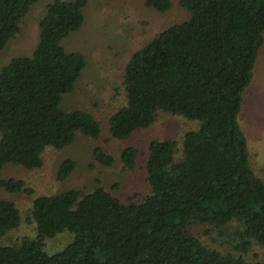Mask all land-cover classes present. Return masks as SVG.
I'll return each instance as SVG.
<instances>
[{
	"label": "trees",
	"instance_id": "obj_1",
	"mask_svg": "<svg viewBox=\"0 0 264 264\" xmlns=\"http://www.w3.org/2000/svg\"><path fill=\"white\" fill-rule=\"evenodd\" d=\"M40 1L0 0V53ZM175 1L187 18L131 56L122 80L125 104L109 116L107 129L111 139L125 141L152 126L159 112L199 126L184 135L180 149L174 140L149 144L150 192L139 203H123L101 187L39 196L26 217L35 236L4 245L22 217L12 201L0 198V264H246L254 245L264 249V182L248 165L238 120L264 46V0L144 5L163 15ZM86 6V0L48 3L31 56L0 69V190L6 194L32 190L23 180L3 178L5 166L39 170L46 149L64 150L79 136L96 141L102 134L92 114L62 107L86 67L81 53L64 46L84 25ZM91 156L102 168L115 165L99 147ZM138 159L135 147L119 156L125 170ZM76 168L72 159L61 162L57 181L68 180ZM197 226L216 231L225 252L204 244L193 232ZM63 233L69 243L48 253L46 242Z\"/></svg>",
	"mask_w": 264,
	"mask_h": 264
},
{
	"label": "rangeland",
	"instance_id": "obj_2",
	"mask_svg": "<svg viewBox=\"0 0 264 264\" xmlns=\"http://www.w3.org/2000/svg\"><path fill=\"white\" fill-rule=\"evenodd\" d=\"M52 1L41 0L24 20L20 34L0 53V69L15 57L31 56L37 42L38 22L45 6ZM86 3L84 25L64 40L68 51L85 57L86 67L73 93L64 98L62 107L92 114L102 123V134L96 141L79 136L64 150L46 149L43 166L39 170L4 167L3 178L23 180L32 190L31 195H10L0 190V198L12 201L22 217L20 226L4 238V245L35 236V226L26 223V217L32 201L39 196L70 189L93 191L101 187L123 203H139L150 192L145 170L149 144L155 140H174L180 149L184 135L199 126L196 121L159 112L152 126L134 133L128 140L110 138L107 120L125 104L122 80L131 56L163 30L184 21L187 14L176 1L171 11L163 15L147 9L144 0H86ZM238 120L247 142L248 165L264 182V46L259 53L251 84L244 92ZM96 147L114 157L112 168H102L94 163L91 154ZM126 147H135L139 152L133 170H125L119 161L120 153ZM67 159L76 161L77 168L68 180L59 182L56 179L57 169ZM193 232L211 249L225 252V243L216 231L197 226ZM69 241V234H60L46 242L45 250L56 253ZM244 260L246 264H264V249L254 245Z\"/></svg>",
	"mask_w": 264,
	"mask_h": 264
}]
</instances>
